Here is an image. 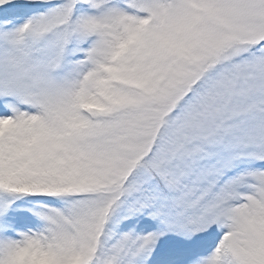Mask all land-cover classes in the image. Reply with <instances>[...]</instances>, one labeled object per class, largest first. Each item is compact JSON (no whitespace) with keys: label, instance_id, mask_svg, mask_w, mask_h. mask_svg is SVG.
Here are the masks:
<instances>
[{"label":"snow or ice","instance_id":"snow-or-ice-1","mask_svg":"<svg viewBox=\"0 0 264 264\" xmlns=\"http://www.w3.org/2000/svg\"><path fill=\"white\" fill-rule=\"evenodd\" d=\"M0 264H264V0H0Z\"/></svg>","mask_w":264,"mask_h":264}]
</instances>
